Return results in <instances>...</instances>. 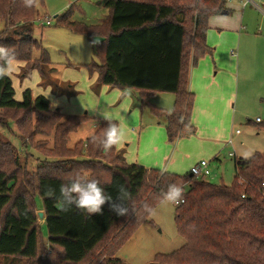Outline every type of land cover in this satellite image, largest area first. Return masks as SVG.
Returning <instances> with one entry per match:
<instances>
[{
	"label": "trees",
	"instance_id": "obj_1",
	"mask_svg": "<svg viewBox=\"0 0 264 264\" xmlns=\"http://www.w3.org/2000/svg\"><path fill=\"white\" fill-rule=\"evenodd\" d=\"M104 6L109 13L97 24L71 21L69 12L59 18L64 27L103 38L94 44L102 53L99 58L95 52L97 62L88 65L91 72L97 71L104 85L141 90V106L165 118L170 142L195 134L190 66L213 54L207 43L209 19L228 10L227 0H105ZM38 17L37 7L25 8L21 0H0L4 22L0 45L11 47L16 61L28 70L40 68L43 60L51 63L47 49L33 36ZM38 70L45 75L42 68ZM156 92L174 94L171 110L150 103ZM15 94L11 77L0 79V110L23 112L17 116V126L30 136L54 134L56 141L49 151L57 150L58 157L30 170L14 144L0 137V257L26 264H129L116 252L148 216L119 217L108 204L102 214L93 216L75 206L61 212L56 201L44 195L46 187L52 186L59 196L60 186L80 175L98 179L114 198L124 185L137 209L144 202L155 209L170 183L182 185L185 202L176 205L174 221L185 243L170 253H157L150 264H264V153L236 160L233 182L217 184L190 172L127 162L117 146L105 152L91 140L107 126L96 117L92 118L97 125L94 133L77 143L76 156H69L66 153L75 150L67 146L70 134L90 118L64 115L45 95L34 96L30 88L23 90L22 100ZM37 195L42 198L40 207L35 203ZM26 208L32 210L27 215ZM38 210L45 212L40 223ZM41 223L47 228L45 240Z\"/></svg>",
	"mask_w": 264,
	"mask_h": 264
},
{
	"label": "rangeland",
	"instance_id": "obj_2",
	"mask_svg": "<svg viewBox=\"0 0 264 264\" xmlns=\"http://www.w3.org/2000/svg\"><path fill=\"white\" fill-rule=\"evenodd\" d=\"M104 2L105 0H39V17L34 21L33 36L47 49L51 63L43 60L40 66L44 70L43 75L38 70L40 68L28 70L24 63L16 61L10 74L16 91L15 98L22 100L23 90L30 88L34 96L45 95L64 115L86 114L90 118L70 134L67 146L75 150L66 155H77V143L93 133L96 120L92 118L99 117L96 113L103 109L125 127V140L117 147L127 162H134L139 158L141 162L138 163L149 168L172 171L165 168L164 164L166 157H174L169 168L173 167L174 172L186 173L191 172V168L201 160H205L209 162L212 172L206 177L207 180L230 185L234 180L236 160H244L242 153H264V66H260V52L251 51V46L258 49L264 47L263 38L254 34L257 27L248 30L254 38L252 43L244 36V48H240L237 42H225L218 49V63L215 58L217 66L220 64L225 68L233 62L238 63L239 67L234 75L237 80L234 79L233 82L236 94L229 103L217 98L211 109L215 119L207 124L212 130H216L213 127L218 126L219 129L214 132L222 131V135L206 138L205 135H198L196 128L192 136L170 142L165 118L156 117L149 107L141 106V95L138 92L107 88L98 82L96 73L91 72L88 67L93 61L97 62L95 52L99 58L102 53L94 47L95 38L60 23L59 18L69 12L71 21L86 25L97 24L108 12ZM47 18L51 19L49 25L44 22ZM262 23L260 29L264 28V19ZM2 29L4 22L0 19V31ZM212 47L215 54L217 48ZM231 50H236L238 57L232 56ZM35 60L39 61L37 58ZM223 81L224 89L223 92L217 91L218 97L227 95L231 88ZM200 99L199 95L198 103ZM149 101L164 110H171L174 105L171 92H156ZM22 114L23 112L0 110V137L14 144L21 162L31 170L40 163L46 164L58 157L57 150L49 151L56 140L54 134L47 136L38 133L30 136L29 131H21L16 119ZM257 118L260 121H256ZM64 119L65 117L61 121ZM237 130L240 132L237 133ZM149 136L152 137L151 141L148 140ZM22 140L30 147L24 148ZM233 152L234 155H231ZM35 203L38 207L42 206L39 195L35 197ZM175 207L171 203H158L153 214L118 249L116 256L129 264H150L157 253H170L181 247L185 239L177 231ZM40 229L45 240L46 225L41 223ZM0 264L26 263L25 260L9 256L0 257Z\"/></svg>",
	"mask_w": 264,
	"mask_h": 264
},
{
	"label": "crops",
	"instance_id": "obj_3",
	"mask_svg": "<svg viewBox=\"0 0 264 264\" xmlns=\"http://www.w3.org/2000/svg\"><path fill=\"white\" fill-rule=\"evenodd\" d=\"M227 7H228L227 14H224V13L217 14V15L210 17L209 19V29L207 31V43L209 46L211 47L214 46L215 48H217V51L215 52V54H207L206 56L201 58L199 62L197 63V65L190 66L188 88L195 93V103H194V108L192 112V122L194 125L197 126L196 127L197 134L201 136L205 135L206 138H211V137H215L218 135H222V131L214 132L219 129L218 126L213 127L216 130H212L211 128L207 126V124L210 121H213L215 119V116L213 115V112L211 111L212 106L216 103V101L219 98H222L227 103H229L232 97L236 94V92L234 91L233 82H234V79L237 80V77H235L234 75L237 73L236 68H239L238 63L234 64L232 62L230 65L228 64L225 68L220 64H218L219 66H217L216 64L219 61L218 59L219 47H221L222 44L225 42H231L232 44H235L237 42L240 48L242 47L244 48V46H242L243 36L248 38V41L252 43V39L254 38L252 37L253 36L252 33L248 32V30L250 28L253 29L254 27H257V32H254L255 36L262 37L264 40V35H263L264 28L260 29L262 19H264V16L252 4L245 3V0H231V1H227ZM106 9L108 10V12L103 16V18L107 16L109 13V9L107 7ZM262 27H264V25ZM93 37L95 38V39L93 38L95 41L98 38H99V41L103 39L100 36H93ZM251 47H252L251 51L253 53L260 52V59L262 60L260 63L261 64L260 66H264V47L262 49H258L253 46ZM231 55L238 57V52L236 50H231ZM215 58L217 59L216 60L217 63L215 62ZM94 73H96L95 76L98 82L101 83V81L99 80V73L97 71H95ZM218 77H221L224 79H217ZM223 80H225L226 84L228 86H231V88L229 89L227 95H222L218 97L217 91L220 90V92H223V89H224ZM104 86L107 88H115V87H110L107 85H104ZM123 90H134L138 92L140 95L142 92L141 90L137 88H124ZM171 94H172V100L174 104L175 96L172 92ZM199 95L201 96L200 103L197 102V97ZM203 99L204 101L202 102ZM151 104L156 106L154 103H151ZM96 126H97L96 123H94L93 130H92L93 133L96 129ZM188 137H184V138H188ZM148 138H149L148 139L149 141L152 140V137L150 138L149 136ZM166 158L167 159L165 160L164 167L168 169H172V171L174 172L173 167L169 168V165H171V162L174 161L175 158L174 157H169V158L166 157ZM137 159L138 160H135L133 163H138V161H140L139 158ZM217 159L219 158L217 157Z\"/></svg>",
	"mask_w": 264,
	"mask_h": 264
},
{
	"label": "clouds",
	"instance_id": "obj_4",
	"mask_svg": "<svg viewBox=\"0 0 264 264\" xmlns=\"http://www.w3.org/2000/svg\"><path fill=\"white\" fill-rule=\"evenodd\" d=\"M25 8H34L39 4V0H21ZM96 43V41H93ZM16 63L15 51L5 45H0V79L9 76L11 69ZM107 124L103 130L102 135L93 136L92 143L101 148L105 152L111 151L114 147L122 144L125 140L126 131L122 122L116 121L107 110H100L96 113ZM251 152L242 153L244 159L250 158ZM195 169L193 173L195 174ZM44 195L56 201L58 210L67 212L72 206L86 213L88 216L95 214H102L103 206L108 204L110 210L119 217H129L130 215L143 218L151 216L154 209L150 204L144 202L137 209L130 202L132 196L130 191L124 186L120 185L117 190L115 198L105 192L98 179H88L80 175L70 177L69 182L62 184L59 188V196L56 194V189L52 186H47ZM162 203H171L179 206L184 203V189L178 183H170L167 189L160 195ZM30 208L25 209V215ZM142 213L143 216L139 214ZM40 218H44V212L39 213Z\"/></svg>",
	"mask_w": 264,
	"mask_h": 264
},
{
	"label": "built area",
	"instance_id": "obj_5",
	"mask_svg": "<svg viewBox=\"0 0 264 264\" xmlns=\"http://www.w3.org/2000/svg\"><path fill=\"white\" fill-rule=\"evenodd\" d=\"M227 1H231V0H227ZM245 3H250L252 4L263 16H264V0H245ZM46 24H51V19L47 18L44 21ZM263 35H264V29H263ZM256 121H260V118H257ZM240 131L237 130V133H239ZM230 142L232 143V140H230ZM231 155H234V152L231 153ZM193 169H195V174L193 173ZM191 174H193L195 177H207L209 175H211V170L209 168V162L205 161V160H201L199 163H197L196 165H194L191 168ZM262 194L264 195V181L262 182Z\"/></svg>",
	"mask_w": 264,
	"mask_h": 264
},
{
	"label": "water",
	"instance_id": "obj_6",
	"mask_svg": "<svg viewBox=\"0 0 264 264\" xmlns=\"http://www.w3.org/2000/svg\"><path fill=\"white\" fill-rule=\"evenodd\" d=\"M222 13L227 14V13H228V10H223ZM41 211L44 212V210H38V211H37V214H38V219L42 222V221L44 220V218H43V219L40 218L39 213H40ZM44 217H45V212H44Z\"/></svg>",
	"mask_w": 264,
	"mask_h": 264
}]
</instances>
